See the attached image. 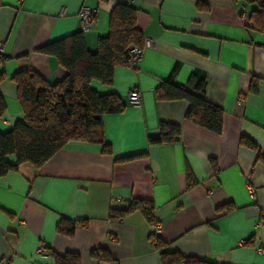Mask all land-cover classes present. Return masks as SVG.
I'll return each instance as SVG.
<instances>
[{
    "label": "crops",
    "instance_id": "1",
    "mask_svg": "<svg viewBox=\"0 0 264 264\" xmlns=\"http://www.w3.org/2000/svg\"><path fill=\"white\" fill-rule=\"evenodd\" d=\"M121 2L138 9L136 27L156 49H144L135 68L115 67L111 84L90 82L99 93L119 95L125 107L103 115L89 140L69 142L40 167L22 163L0 176V264H53L51 257L37 255L40 242L55 252L78 253L81 264H162L158 240L167 251L217 264H264V160L239 142L246 136L264 154V30L248 23L251 5L0 0V132L22 118L17 72L34 71L48 83L66 73L54 55L38 49L79 32L78 11L88 6L96 13L82 34L95 51L108 33L111 9ZM191 77H203L204 97L223 109L219 134L185 118L187 101L156 97L163 80L186 83ZM132 88L139 108L129 102ZM161 122L179 124L180 134L171 142H149ZM100 141L112 154L102 152ZM127 156L135 157L117 160ZM130 199L152 203L157 234L138 210L110 220V211L126 208ZM61 218L77 223L71 237L57 231ZM98 247L114 261L90 257Z\"/></svg>",
    "mask_w": 264,
    "mask_h": 264
},
{
    "label": "trees",
    "instance_id": "2",
    "mask_svg": "<svg viewBox=\"0 0 264 264\" xmlns=\"http://www.w3.org/2000/svg\"><path fill=\"white\" fill-rule=\"evenodd\" d=\"M234 1L251 5L248 23L264 30V0ZM198 7L205 9L208 5L198 2ZM137 11L138 9L130 3L121 2L114 5L109 14L108 33L98 39L95 51L88 50L81 31L40 47L39 51L54 55L60 66L66 70L61 80L48 83L34 71H19L13 76L22 118L17 120L10 130L0 132V176L17 169L22 163L40 167L69 142L89 140L94 129L100 127L103 115L124 110L125 106L119 95L99 93L90 87V82L97 80L102 84H111L115 67L128 66L126 56L129 49L142 46L144 37L136 27L135 21ZM257 85L258 80L252 79L250 90L256 91ZM205 86L203 77H191L186 83L167 78L160 83L155 93L159 100L187 101L185 118L219 134L222 129L223 109L204 97ZM4 110L5 105L0 93V117ZM180 130L179 124L161 122L159 135L148 138V141L171 142L178 137ZM239 142L257 151L264 160V154H261L256 143L250 138L242 135ZM100 144L103 153L112 154L109 144L104 141H100ZM10 155H13V161L8 160ZM134 157L127 156L117 160ZM136 210L140 211L149 223H156L152 203L143 199H130L126 208L110 211L109 218L118 221ZM76 224L75 221L61 218L56 229L60 234L71 237ZM156 246L160 250L162 264H217L197 257L184 256L177 251H167L159 240L156 241ZM47 249L53 264H81L80 255L76 252L59 253ZM89 255L104 262L114 261L107 250L101 247L90 250Z\"/></svg>",
    "mask_w": 264,
    "mask_h": 264
},
{
    "label": "built area",
    "instance_id": "3",
    "mask_svg": "<svg viewBox=\"0 0 264 264\" xmlns=\"http://www.w3.org/2000/svg\"><path fill=\"white\" fill-rule=\"evenodd\" d=\"M95 9L88 7V6H82L79 11H78V19H79V24H80V31L84 32L92 27V21L93 17L95 16ZM144 49H151L155 50L156 49V43L153 39L145 37L143 39V44L142 46H133L129 49L128 54L126 56V63L128 67H133L136 66V63L138 60L141 58L143 54ZM4 43L2 40H0V66L4 64ZM128 99L130 104L133 107H141V102H140V97L138 90L136 88H132L128 91ZM154 233L157 234L158 231L160 230V224L155 223L154 224ZM36 253L38 256L45 258L48 256V249L43 243H39L36 249Z\"/></svg>",
    "mask_w": 264,
    "mask_h": 264
},
{
    "label": "rangeland",
    "instance_id": "4",
    "mask_svg": "<svg viewBox=\"0 0 264 264\" xmlns=\"http://www.w3.org/2000/svg\"><path fill=\"white\" fill-rule=\"evenodd\" d=\"M11 156H13V155H10L9 157H11Z\"/></svg>",
    "mask_w": 264,
    "mask_h": 264
}]
</instances>
